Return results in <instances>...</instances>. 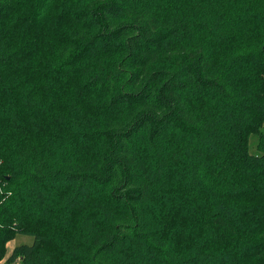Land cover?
<instances>
[{"label": "trees", "instance_id": "trees-1", "mask_svg": "<svg viewBox=\"0 0 264 264\" xmlns=\"http://www.w3.org/2000/svg\"><path fill=\"white\" fill-rule=\"evenodd\" d=\"M17 260L264 264V0H0Z\"/></svg>", "mask_w": 264, "mask_h": 264}, {"label": "rangeland", "instance_id": "rangeland-1", "mask_svg": "<svg viewBox=\"0 0 264 264\" xmlns=\"http://www.w3.org/2000/svg\"><path fill=\"white\" fill-rule=\"evenodd\" d=\"M258 136L255 134H252L250 137V143H249V150L253 154H259L258 151ZM34 241V237L31 235H25V234H18L13 240H11L7 244V256H9L13 249L21 244H32ZM15 264H21L20 260H17Z\"/></svg>", "mask_w": 264, "mask_h": 264}]
</instances>
